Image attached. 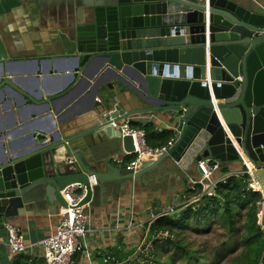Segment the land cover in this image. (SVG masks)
<instances>
[{"label":"water","instance_id":"water-1","mask_svg":"<svg viewBox=\"0 0 264 264\" xmlns=\"http://www.w3.org/2000/svg\"><path fill=\"white\" fill-rule=\"evenodd\" d=\"M22 8L61 22L62 47L75 62L68 79L84 72L96 94L114 82L122 88L98 94L80 116L62 129L54 124L28 147L0 142V219L21 209L60 211L71 184L84 185L78 205L86 206L129 181L199 175L198 162L210 158L240 165L248 183H258L264 224V7L238 0H0V21ZM149 114L171 123L173 145L136 169L112 165L109 154L133 145L111 121ZM88 135L92 140L82 139ZM156 207L154 217L161 214Z\"/></svg>","mask_w":264,"mask_h":264},{"label":"crops","instance_id":"crops-1","mask_svg":"<svg viewBox=\"0 0 264 264\" xmlns=\"http://www.w3.org/2000/svg\"><path fill=\"white\" fill-rule=\"evenodd\" d=\"M238 1L264 7V0ZM50 15L57 19L56 11L50 10ZM59 23L43 13L35 14L24 8L0 21V54L4 55L0 58V79H11L8 83L0 82V142L6 149L28 147L34 138L43 140L45 132L54 130V124L62 129L66 120L80 116L79 111L88 109L93 100L97 101L98 94L118 92L122 88L119 82H114L113 90L102 86L96 94L94 79L87 83L84 72L78 71L77 76L68 79L67 76L74 72L75 62L71 53L62 47L63 29ZM206 55L209 56L208 50ZM32 93H40L43 97L35 100L30 96ZM127 123L134 128L149 124L156 131L171 129V123L154 114L134 115L127 118ZM82 139L92 140L89 135ZM1 150L0 145V155ZM107 157L112 165L125 168L131 158L126 153ZM242 174L243 168L238 164H221L213 177ZM198 179L199 175L194 174L186 178L173 175L169 179L159 176L152 180V185L129 181L124 190L102 192L85 206L90 217V231L82 243V250L74 257V264H104L111 260H115L112 264H117L131 255V251H138L146 234V224L155 218L152 212L157 208L156 203L159 202L161 214L171 212L170 209L186 202L180 196L184 189L195 190ZM253 184L257 190L258 183ZM195 196L188 201L196 200ZM59 212L21 209L17 216L0 219V264H14L20 255L9 249L3 221L16 225L22 232L27 246L22 254L37 258L34 254L38 249L33 244L54 231ZM259 220L263 224L262 211L258 210Z\"/></svg>","mask_w":264,"mask_h":264},{"label":"trees","instance_id":"trees-1","mask_svg":"<svg viewBox=\"0 0 264 264\" xmlns=\"http://www.w3.org/2000/svg\"><path fill=\"white\" fill-rule=\"evenodd\" d=\"M141 128L146 132V143L152 147L164 145L170 138L174 137V132L171 129L156 131L149 124H145ZM201 189L202 186L199 183L195 184V190L184 189L183 194L180 196L186 200L183 205L176 207L172 212L158 215L146 224L144 244L150 243L147 249L150 252L145 256V259L152 260V262L158 264L159 261L156 256L163 248L175 247L180 252L185 251L184 247H182L183 242L171 240L170 238L176 231H183L189 221L191 227L204 229L210 223L211 218L219 217L227 232L232 234L235 232L238 218L236 211L245 210L244 232L240 239L242 250L230 258L227 264H263L264 231L258 225L257 206V202L261 200V194L249 187L248 175L246 173L242 175H226L215 184L210 195L202 193ZM195 193L198 196H195ZM194 196L196 200L188 201ZM163 233L167 234V238H163L164 240L162 241L161 236L164 235ZM143 248L141 247L139 251L133 250L129 253L135 254V258L132 259L131 263L134 264L138 258H142ZM19 254L14 264H45L40 258ZM110 257H114V255H110ZM170 257L173 256L171 255ZM114 262L115 260H111L104 264H112Z\"/></svg>","mask_w":264,"mask_h":264},{"label":"built area","instance_id":"built-area-1","mask_svg":"<svg viewBox=\"0 0 264 264\" xmlns=\"http://www.w3.org/2000/svg\"><path fill=\"white\" fill-rule=\"evenodd\" d=\"M111 126L114 129H119L122 136H130L132 138L133 150L126 152L127 155L131 156L126 169H135L142 160L160 155L167 151L175 141V137H172L166 144L152 147L146 143V132L143 128L131 127L127 120L122 123L111 121ZM159 130L161 131L162 129L160 128ZM198 166L201 169V174H199V179L196 183L201 184L202 193L210 195L215 184L225 177H213L214 173L220 170L221 164L216 160L205 158L198 162ZM246 172V170H243L244 174ZM90 180L92 184L95 183L93 178ZM249 187L253 191L260 192L259 187L257 190H254L252 184ZM84 190L83 184H71L62 191L66 207L60 210L54 231L33 244L38 249V253L34 254V256L42 259L45 264H74L75 254L82 250V243L90 231V217L85 205H78ZM257 206L259 212H261V200L257 202ZM172 210L170 209L171 212ZM2 224L6 229L7 245L11 253H24L27 246L24 243V236L20 229L8 221H3ZM259 225L264 231V224L260 222ZM133 258H135L134 255H128L124 260L118 261L117 264H133L131 263Z\"/></svg>","mask_w":264,"mask_h":264},{"label":"rangeland","instance_id":"rangeland-1","mask_svg":"<svg viewBox=\"0 0 264 264\" xmlns=\"http://www.w3.org/2000/svg\"><path fill=\"white\" fill-rule=\"evenodd\" d=\"M236 213L238 218L235 232L232 234L227 232L219 217L211 218L210 223L204 229L191 227L189 221L183 231H176L170 238L183 242L182 247L185 251L180 252L175 247L163 248L156 256L159 261L158 264H227L230 258L242 250L240 239L244 232L245 210H237ZM163 234L161 236L162 241L167 236L166 233ZM149 244L148 242L145 245L144 240L139 243L138 248L144 247L143 254H141L142 258H138L135 264H157L152 260L145 259V256L150 252L147 251ZM171 255L173 257H170Z\"/></svg>","mask_w":264,"mask_h":264},{"label":"bare ground","instance_id":"bare-ground-1","mask_svg":"<svg viewBox=\"0 0 264 264\" xmlns=\"http://www.w3.org/2000/svg\"><path fill=\"white\" fill-rule=\"evenodd\" d=\"M248 167H249V165H248ZM253 186H254V184H253ZM258 186V185H257Z\"/></svg>","mask_w":264,"mask_h":264}]
</instances>
